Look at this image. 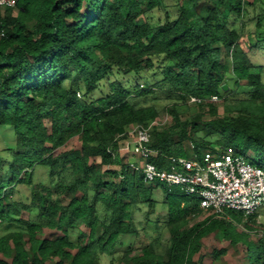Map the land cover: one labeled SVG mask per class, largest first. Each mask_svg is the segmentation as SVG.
<instances>
[{
	"label": "trees",
	"instance_id": "trees-1",
	"mask_svg": "<svg viewBox=\"0 0 264 264\" xmlns=\"http://www.w3.org/2000/svg\"><path fill=\"white\" fill-rule=\"evenodd\" d=\"M176 1L175 17L166 0L0 9V126L15 135L9 159L0 156V177L11 176L0 179V264H264L259 212L194 222L204 213L194 197L147 184L120 158L130 129L161 117L154 102L163 95L172 120L152 127L150 162L168 168L171 156L234 147L258 153L251 163L264 169L263 67L250 57L264 42V0ZM154 9L166 17L150 26L142 18ZM191 98L201 102L184 117ZM38 165L49 184L35 181ZM19 186L29 194L16 199ZM211 238L218 244L205 245Z\"/></svg>",
	"mask_w": 264,
	"mask_h": 264
},
{
	"label": "built area",
	"instance_id": "built-area-1",
	"mask_svg": "<svg viewBox=\"0 0 264 264\" xmlns=\"http://www.w3.org/2000/svg\"><path fill=\"white\" fill-rule=\"evenodd\" d=\"M16 5L17 0H0V9ZM212 100L217 101L218 97ZM190 102L201 100L191 98ZM154 125L162 124L136 125L129 131L134 135L131 152L140 161L132 162V166L147 184H160L169 191L179 188L194 197L204 212L219 216L228 210L248 216L264 206V169L251 163L234 147L216 148L201 155L192 152L189 156H171L168 168H159L150 162L157 154L149 146Z\"/></svg>",
	"mask_w": 264,
	"mask_h": 264
},
{
	"label": "rangeland",
	"instance_id": "rangeland-1",
	"mask_svg": "<svg viewBox=\"0 0 264 264\" xmlns=\"http://www.w3.org/2000/svg\"><path fill=\"white\" fill-rule=\"evenodd\" d=\"M177 1L176 0H166V10L169 12V14L172 17H175L177 15ZM252 12V10H251ZM165 17H166V11L163 9H154L152 11L147 12L142 20L143 22L149 24L150 26H156L159 24H162L165 21ZM253 15H251L249 17L252 18ZM255 30V24L252 20L247 21V27L245 28V33H252ZM250 57L251 59L259 66H262V75H263V80H264V42L263 44H260V47L255 48L254 50L251 51L250 53ZM143 83V82H142ZM159 95V94H158ZM217 102L220 104V111L223 112V104L217 100ZM158 108H160L162 114L161 117L156 121V123L162 124L163 126H168L172 120L171 116L166 113L165 108L170 106L172 103L168 100H166L165 98H163V95H159V99L158 101L154 102ZM180 110H182L184 117H188L191 116L192 114L195 113V107L192 105V103L190 102L189 104L186 105H180ZM132 130V128L130 129V131ZM133 140H134V135L131 133H128V137H126L125 139H123L120 142V158H124L127 161L130 162H137L135 161L137 156L132 154V149H133ZM15 142V135L13 133V131L9 128V127H4V126H0V156L4 157V159L6 158V160L9 159L10 157V152H7L5 149L7 148L8 145H11L12 143ZM127 147H129L130 149H128ZM191 147V145H190ZM189 147V148H190ZM192 148V147H191ZM259 157V154L250 150L248 151V155H247V159L252 162V159H257ZM139 158H137L138 160ZM139 161V160H138ZM140 162V161H139ZM11 176H9L8 174L4 175V178L0 177V179H3L4 181H6V178H8ZM49 169L47 167L38 165L35 168V181L37 183H44V184H49ZM16 190H19L18 193L15 194V198L16 199H21L22 196H27L29 194V190L26 187L23 186H19ZM155 198L161 202L163 200V192H162V188H158L155 191ZM162 209V208H160ZM163 211V210H162ZM229 211V210H228ZM260 213L257 223H262L264 224V206L262 208L259 209L258 211ZM209 214H211L210 212H204L199 218H195L194 222H197L199 220L204 219L206 216H208ZM134 221L136 223V225L139 228L145 227L146 224V217H145V213L144 212H135L134 214ZM149 232L151 235H156L158 234L157 231H155L154 227L149 226ZM169 238V233L166 229H164L162 231V240L163 243L166 244ZM124 240V242H128V241H132L135 243H140V241H135L133 239H131V237L129 236H123L122 237V241ZM214 245V244H218L217 240H214L213 238H211L210 240L208 239L207 242H205V245ZM207 245V246H208ZM127 244H125L124 246L118 247V251L120 253L126 251L128 249ZM139 246V245H137ZM234 260L232 259V257H227L225 258V260L222 262V264H234Z\"/></svg>",
	"mask_w": 264,
	"mask_h": 264
},
{
	"label": "water",
	"instance_id": "water-1",
	"mask_svg": "<svg viewBox=\"0 0 264 264\" xmlns=\"http://www.w3.org/2000/svg\"><path fill=\"white\" fill-rule=\"evenodd\" d=\"M224 88H225V90H226V89H227V86L225 85Z\"/></svg>",
	"mask_w": 264,
	"mask_h": 264
},
{
	"label": "crops",
	"instance_id": "crops-1",
	"mask_svg": "<svg viewBox=\"0 0 264 264\" xmlns=\"http://www.w3.org/2000/svg\"><path fill=\"white\" fill-rule=\"evenodd\" d=\"M135 161H138V160H137V158H136V160H135Z\"/></svg>",
	"mask_w": 264,
	"mask_h": 264
}]
</instances>
